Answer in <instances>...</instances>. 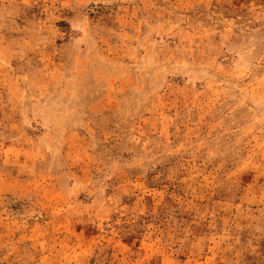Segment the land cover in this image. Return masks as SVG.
Segmentation results:
<instances>
[{
	"label": "rangeland",
	"instance_id": "374dc122",
	"mask_svg": "<svg viewBox=\"0 0 264 264\" xmlns=\"http://www.w3.org/2000/svg\"><path fill=\"white\" fill-rule=\"evenodd\" d=\"M0 264H264V0H0Z\"/></svg>",
	"mask_w": 264,
	"mask_h": 264
}]
</instances>
